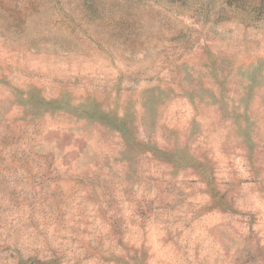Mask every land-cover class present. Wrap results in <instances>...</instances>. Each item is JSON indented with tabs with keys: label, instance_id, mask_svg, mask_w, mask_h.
Wrapping results in <instances>:
<instances>
[{
	"label": "rangeland",
	"instance_id": "374dc122",
	"mask_svg": "<svg viewBox=\"0 0 264 264\" xmlns=\"http://www.w3.org/2000/svg\"><path fill=\"white\" fill-rule=\"evenodd\" d=\"M0 0V264H264V4Z\"/></svg>",
	"mask_w": 264,
	"mask_h": 264
},
{
	"label": "trees",
	"instance_id": "16d2710c",
	"mask_svg": "<svg viewBox=\"0 0 264 264\" xmlns=\"http://www.w3.org/2000/svg\"><path fill=\"white\" fill-rule=\"evenodd\" d=\"M169 1H171V0H169ZM176 1H178V0H176ZM228 1V0H227ZM233 1V0H232ZM261 2H260V5H262L263 6V4H264V0H260Z\"/></svg>",
	"mask_w": 264,
	"mask_h": 264
}]
</instances>
